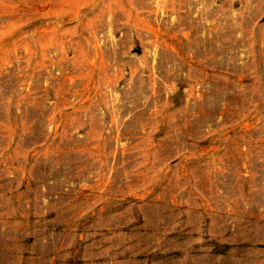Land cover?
<instances>
[{"label": "rangeland", "instance_id": "1", "mask_svg": "<svg viewBox=\"0 0 264 264\" xmlns=\"http://www.w3.org/2000/svg\"><path fill=\"white\" fill-rule=\"evenodd\" d=\"M0 264H264V0H0Z\"/></svg>", "mask_w": 264, "mask_h": 264}]
</instances>
